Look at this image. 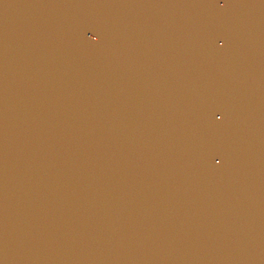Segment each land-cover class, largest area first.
Masks as SVG:
<instances>
[{
	"label": "water",
	"instance_id": "obj_1",
	"mask_svg": "<svg viewBox=\"0 0 264 264\" xmlns=\"http://www.w3.org/2000/svg\"><path fill=\"white\" fill-rule=\"evenodd\" d=\"M0 264H264V0H0Z\"/></svg>",
	"mask_w": 264,
	"mask_h": 264
}]
</instances>
